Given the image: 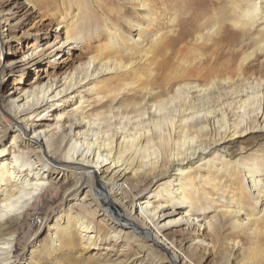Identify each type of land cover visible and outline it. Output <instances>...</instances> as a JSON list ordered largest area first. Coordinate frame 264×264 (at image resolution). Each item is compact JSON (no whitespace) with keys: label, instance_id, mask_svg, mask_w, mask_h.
<instances>
[{"label":"bare ground","instance_id":"obj_1","mask_svg":"<svg viewBox=\"0 0 264 264\" xmlns=\"http://www.w3.org/2000/svg\"><path fill=\"white\" fill-rule=\"evenodd\" d=\"M73 1L79 11L82 7L90 10L91 2L97 7L99 2ZM120 1L136 6L141 11L140 17L149 14L146 0ZM242 1H248V8L238 7ZM6 5L0 2V17L9 27L3 36V44L17 37V26L30 13V7L25 9V4L19 2L8 8ZM230 9L227 10V5L222 7L215 19V30L224 25L227 16L234 11L235 18L241 17L254 27L261 26L260 35L251 36L246 43L259 44L256 46L258 53H264V0H238ZM116 13L114 10L102 12V26L108 39L94 55L77 64L74 70L53 75L45 82H37L6 97L17 132L10 150L0 148V264H21L16 249L24 214L31 204L44 198L53 188L54 179L64 178V167H72L71 175L75 174L77 178L74 191L77 187H88L87 194L98 202V210L104 218L111 220V227L103 234L84 215L69 212L48 226L53 232L54 252L62 242L72 247L80 240L84 247H89L109 240L115 243H120L123 238L130 241L127 236L134 230L142 231L145 236L144 239L137 238L140 241L138 249L143 251L152 247L147 239L161 242L163 230L177 223L196 225L210 234L212 240L208 243L197 238L196 250L202 248L200 245L213 246V240L220 239L221 231L227 225L248 233L252 240L260 231L264 234V173L261 168L264 143L255 149L252 157L246 156L243 148L237 155L229 150L240 137L257 132L264 134V91L241 98L238 107L241 113L232 111V107L223 109L215 104V87L228 80L224 75L236 65L241 51L234 49L227 63L220 62V55L215 57L214 51L207 57L199 54V72L195 67L187 66L189 61L185 55L169 54L173 49L169 52L168 41L158 42L159 45L150 51L120 56L129 43L139 49L143 47L146 24L135 16H128V12L121 26L110 18ZM70 28L65 40L51 44L48 53L44 49L40 52L32 49L22 59L3 64L1 71H13L23 60L25 64H35L42 57L59 56L75 38L76 41L80 39L81 33L72 32ZM209 28L207 30L212 33L214 26ZM223 36L218 40L224 39ZM243 64L242 61L239 74ZM154 66L164 73L152 76ZM201 74H204L206 85L182 83L184 78ZM93 81H108L111 86L104 87V94L98 93L95 101L86 105L83 100L68 109L57 107L60 103L55 104L57 100H71L80 88L94 93L96 83L86 87ZM122 92L129 93L123 101ZM105 102H109L108 107L99 110L98 105ZM32 116L35 120L49 117L53 122L24 124ZM1 124L0 113V138L9 130ZM19 137L24 145L30 144L28 153L23 154L20 150ZM95 179L102 185V200L96 199L99 193L94 188ZM150 180L157 187L146 199L125 201L129 189L134 190ZM106 192L108 200L104 198ZM212 192H215V208L218 207L215 219L200 224V217L205 215L204 208H211ZM249 204L252 210L247 213L245 207ZM179 205L184 209L183 214L173 219L174 213L181 208ZM243 215L247 218L241 219ZM167 217L171 218L165 221ZM237 245L235 243L232 248L237 250ZM169 246L173 247L172 241ZM111 249L108 247L107 251ZM116 254L99 256L98 263L128 264L134 261L131 255L121 258L122 254ZM148 256L151 252L143 257ZM174 259L178 262L176 257Z\"/></svg>","mask_w":264,"mask_h":264},{"label":"rangeland","instance_id":"obj_2","mask_svg":"<svg viewBox=\"0 0 264 264\" xmlns=\"http://www.w3.org/2000/svg\"><path fill=\"white\" fill-rule=\"evenodd\" d=\"M237 1L146 0L149 14L143 18L140 17L141 11H138L136 6H133L131 3H122L120 0H99L97 7L91 2L90 10L82 7L80 11L78 10L76 1L74 2L73 0H0L1 3L7 4V8L13 6L16 2L25 4V9L30 7L28 16L22 18L17 26V37L4 42V44L3 36L8 33L9 27L0 17V113L2 118L1 125L9 128L0 138V148L10 150L13 144V136L17 132V129L13 127L15 120L8 110L7 95L18 94V92L30 87L32 84L45 82L53 75H60L74 70L77 64L94 55L95 51H98L102 48L103 44L107 43L108 33L105 31L104 26H102V20L104 19L102 12L106 13L110 10H114L117 13L109 17L115 20V22H119L121 26L124 21L122 19L128 12V16H135L138 21L146 24L143 47L139 49L129 43L127 49L120 56L138 51H150L159 45L158 42L162 40L168 41L171 47L169 52L173 49L169 54L185 55V59L190 62V64L188 62L187 66H193L199 72L200 69H197L200 61L199 54H203L202 57H207L208 53L214 51L216 53L215 57L220 55V62L225 61L227 63L228 58L230 59L232 56V51L238 48L242 54L236 65L231 67V71L226 72L224 75V79L228 80L221 82L218 88L215 87V104L223 109L225 107L227 109L232 107V111H239L241 113V109L238 108L241 98H245L246 94L251 95L264 91V53H258L256 46L259 44H247L251 36L260 35L262 31L260 29L261 26L254 27L251 23L244 22L241 17L235 18L234 11L225 19V23L222 25L223 28L219 26L215 30V19L222 11V7L227 5V10L230 11V6L235 5ZM70 2L72 3L71 5ZM248 5V1H242L239 2L238 7L244 10L248 8ZM211 25L214 26V30L212 33H209L208 30L211 29L209 28ZM69 28L72 32L81 33L80 39L76 41L75 38V42H71L59 56L42 57L35 64H25L26 61L23 60L18 63L13 71H1L3 64L8 61L22 59L32 49H36L39 52L44 49V51L47 50L45 53H48V48L51 44L57 42V40H65L67 37L66 31ZM222 35H224V39L222 38L219 41L218 38ZM215 39L219 42L212 44L216 41ZM243 40L244 43L241 44ZM207 61L210 62V60ZM242 61L244 62L243 70L239 74ZM152 69V76L164 73V71L155 66ZM203 76L204 74L191 76L186 80L184 78L182 83L190 82L206 85L207 81ZM95 83L97 84L95 90L97 93L95 91L93 93L86 88H80L79 93L71 100H57L55 104L60 103L57 107H66L68 109L78 106L83 100L84 105H86L95 101L98 93L104 94V87L109 88L111 86L108 81H93V83L86 87ZM127 94L129 93L122 92L121 101L123 99L126 100ZM108 103L105 102L102 105H98L99 110L106 109ZM48 114L50 115L52 112L50 111ZM53 114L57 115V112ZM41 118L35 120V117L32 116L24 124H28V122L46 124L53 122L49 117ZM262 133L257 132L246 137H240L230 147V152L237 155L243 148V150H246L245 155L252 157L255 149L263 146L264 134ZM19 139L18 145L20 146V150L23 154L28 153L29 147L27 146L30 144L24 145L22 138L19 137ZM23 139L25 143H28L29 140H26L24 136ZM53 165L56 167L58 164ZM60 166L62 167V165ZM70 168L72 167H64V170L62 169L64 171V178L61 180L54 179L53 188L46 193L44 198L31 204L25 212L17 234L18 243L16 250L21 264H99L98 259L100 258L97 257L115 252L117 256L122 254L121 258L129 255L133 256L134 261L128 264H264L263 232L261 233L260 231L256 237L257 240L253 239L256 242L254 244L248 233L235 229L230 225L222 229L219 240H213V246L205 247L199 244L202 247L200 250H196L198 246L197 238L201 239L202 242L208 243L212 240L210 234L203 227V229H199V226L196 225L190 227L186 223H177L170 224L169 227L163 230V236L161 237L166 241L162 240L161 242L154 243L149 238L147 240L149 244L152 243V247H146L143 251L138 249V243L140 242L138 239H144L145 236L142 234V231L134 230L132 235L129 234L127 236V239L130 241H125L126 239L124 238L120 243L109 240L89 247H84L80 240L74 243L72 247L64 245V242H62L56 252H54L52 251L51 241L53 232L52 230L49 231L48 226L54 225L57 219L65 217L69 212L84 215L94 222L104 232L103 234L111 227V220L104 218L98 210V202L94 201L92 196L87 194L88 187H77L78 189L74 191L73 188L75 187L77 178L75 174V177L71 175ZM261 168L264 173V162ZM96 181L97 179H95L94 188L99 193L96 195V199L102 200L101 193L103 188L99 181ZM156 187L157 184L153 180L143 182L134 190L129 189L130 192L125 194V201L128 203L142 201ZM108 197L109 194L106 192L104 198L108 200ZM209 201L211 208H204L203 212L205 215L200 217V224L215 219V209L218 210L217 206L215 208V192H212ZM179 208L174 213L175 218L173 219L183 214V207L179 205ZM245 209L247 213H250L252 210L251 204L246 205ZM169 218L171 217H167L165 221ZM240 218L246 219L247 216L243 215ZM170 241L173 242V247L169 246ZM235 243H238L237 250L232 248ZM108 247H112L113 249L107 251ZM148 252H151V256H148L149 258L143 257ZM173 257H176L178 262L175 259L173 260Z\"/></svg>","mask_w":264,"mask_h":264}]
</instances>
